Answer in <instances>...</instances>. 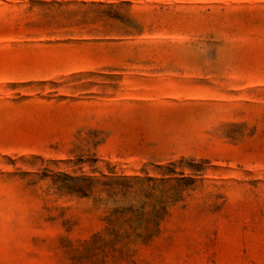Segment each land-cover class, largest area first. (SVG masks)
Listing matches in <instances>:
<instances>
[{"label":"rangeland","instance_id":"1","mask_svg":"<svg viewBox=\"0 0 264 264\" xmlns=\"http://www.w3.org/2000/svg\"><path fill=\"white\" fill-rule=\"evenodd\" d=\"M0 264H264V0H0Z\"/></svg>","mask_w":264,"mask_h":264}]
</instances>
